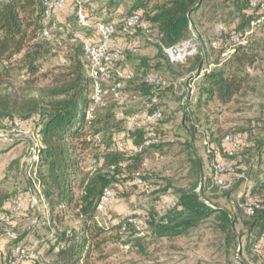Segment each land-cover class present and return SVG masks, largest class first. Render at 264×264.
Segmentation results:
<instances>
[{
  "label": "trees",
  "instance_id": "1",
  "mask_svg": "<svg viewBox=\"0 0 264 264\" xmlns=\"http://www.w3.org/2000/svg\"><path fill=\"white\" fill-rule=\"evenodd\" d=\"M207 1L133 0L118 26L114 25L116 34L121 35L126 17L137 14L148 24L150 30L155 31L158 54H162L164 49L175 47L191 37L193 19L199 20L205 16L201 8ZM43 2L44 0H0V129L5 119L22 120L24 128L29 129L36 140L38 155L44 168L38 183L47 208L45 218L41 221L45 233L36 238L46 244L44 255H53L52 264H94L95 261L104 260L117 252L118 247L131 243L137 250L139 248V253L144 252L147 238L158 240L184 236L210 218L225 235L227 246L237 245L233 217L228 211L206 199L207 192L217 188L212 185L209 176L205 177L204 163L190 143H186L185 148L191 164L188 175L194 178V183L190 189L176 191L177 197L172 199L174 207L165 217L156 219L150 212L142 214L141 218L137 215L143 222L142 235H136L133 227L126 223L127 217L115 224H107L106 227L93 221L96 205L103 191L114 184H118L119 188H135L145 196L142 189L126 185L125 182L143 169L150 150L160 148V138L153 131L135 130L131 135L136 145H142L153 136L159 142L144 147L138 155L105 150L101 167L94 172L83 167L85 159L98 157L100 145H96L91 137L100 134L104 148H110L113 138L122 128L124 130V119L113 112L117 107L115 103L104 107L100 111L102 113L98 112L90 126L85 124L84 107L91 88L88 64L83 54L86 42L76 43V39L72 38L74 41L70 42L71 45L64 48L63 64L44 70L48 58L56 53L48 44L50 33L47 37H38L43 30L52 27L63 26L66 29V22L60 21L57 15L68 8L75 12V5L67 0L62 10L46 16ZM242 2L239 10L241 22L237 30L241 31V35L245 29L246 32L249 31L247 43L238 47L227 60L221 64L216 63L214 69L202 75L201 86L196 92V108H202L212 100L227 105L235 96L245 91L252 81L245 69L258 63L257 53L264 52V40H249L253 34L250 31L251 23L255 18L244 12L253 10L250 8V0ZM209 21L215 23L217 19L210 17ZM220 36V39H225L236 35L229 34L224 28V33ZM61 40H56L58 46L64 44ZM207 57L208 54L201 51L188 57L185 63L190 65V69L187 71L200 73ZM142 63H146V60L143 59ZM147 74L149 73L145 75ZM136 84V89L142 93L140 95H151L152 88L143 79L136 83L133 74L124 90L135 94L134 91H127V87ZM250 90L254 92V88ZM189 105L190 100H187L186 106ZM135 106L137 105L125 109L124 116L130 115L129 110ZM186 114L189 113L185 111V117ZM260 128V134L255 138L250 139L249 136V144L245 148L241 137L235 135L240 145L232 156L221 153L222 140L226 135L217 138L214 140L217 153L211 145L213 153L207 157L212 162L223 163L221 156L234 160L236 165L231 166L238 177L235 184L238 181H251L248 192L255 198L252 201L260 208L254 209L249 221L245 223L249 235L246 251L256 253L264 259V241L259 243L264 235V124ZM109 130H115L116 133L108 137L106 133ZM92 150L96 153L93 154ZM143 178L147 185L157 188L154 193L158 192V187L149 183L145 175ZM118 190L115 191V201ZM8 198L5 194L0 196V207ZM20 240L16 238L12 244ZM108 244L116 247L106 252ZM0 256L9 264L11 254L2 251Z\"/></svg>",
  "mask_w": 264,
  "mask_h": 264
},
{
  "label": "rangeland",
  "instance_id": "2",
  "mask_svg": "<svg viewBox=\"0 0 264 264\" xmlns=\"http://www.w3.org/2000/svg\"><path fill=\"white\" fill-rule=\"evenodd\" d=\"M132 2L133 0H89L86 3L89 20L91 23H113L117 27ZM242 5V0H208L201 8L205 16L199 20L193 19L194 29L189 39L192 38L196 44V54L199 51L208 54L200 73L188 72L190 65L185 62L171 63L167 57L168 62L165 52L158 54L156 33L153 29L145 35L137 33L130 40L124 39L120 34L115 35V42L124 44L127 49L131 46L138 49L134 54L127 52L125 61V66L134 75L136 83L142 80L146 73H154L166 81L168 86L156 92V106L162 110L163 118L153 133L160 138L161 146L148 152L143 169L147 181L158 187V192L143 196L135 188L121 186L115 204L107 208L102 217L107 224H115L132 214L140 217L148 212L159 219V212L166 199L177 197L178 189L191 188L194 178L188 175L191 164L185 148L186 143H190L197 151L204 163L205 177H208L212 160L205 155L202 146L204 140H209L217 153V145L214 142L217 138L235 133L234 135L241 137L245 148L249 144V136L253 139L260 134V127L264 124V52L257 53V64L245 69L252 78L247 89L235 96L229 104L223 105L212 100L202 108L194 107L202 75L214 69L216 63L221 64L235 53L230 54L232 49L222 45L218 49L211 46L212 41L221 38L219 26L225 28L229 34L235 33L236 37L249 34L246 29L242 35L241 31L237 30L241 22L239 10ZM244 12L255 18L250 28L253 34L249 40H264V10L248 9ZM57 16L60 21L66 22L67 26L66 29L63 26L49 28L48 44L56 54L50 56L44 64L46 71L63 64L64 48L69 47L74 39L76 43L98 41L92 30L83 31L77 25L75 12L70 11V8L59 12ZM210 17L217 19V22H210ZM59 39L64 43L62 46L56 44ZM143 59L146 63H142ZM137 86L129 85L127 91L142 94L136 89ZM250 88H254V92ZM187 100H190L189 106H186ZM111 105L115 103L107 99V106ZM119 108L117 104L113 110L118 117ZM129 111L131 114L138 113L143 111V108L137 105ZM185 111L189 113L186 114L187 117ZM122 132L123 128L119 134ZM114 133L116 131L111 130L106 135L110 137V134ZM3 134L6 139H0V196L5 194L9 198L0 207V212L7 213L10 210L12 195L21 193L23 199L21 214L13 219L11 224H0V251L11 254L10 250L20 245L40 255L39 262L27 264H52L53 255H44L46 244L36 238L37 235L45 233L41 221L47 213L38 183L44 168L36 149V140L29 129L20 132L4 131ZM92 152L96 153L94 150ZM220 159L226 165L236 163L223 156ZM88 160H84L83 167L87 166ZM250 185V180L238 181L226 190L217 189L206 194V199L211 204L225 209L235 220L237 245L227 246L225 235L210 218L184 236L158 240L147 238L144 242V252L139 253V248L137 250L131 243L118 247L117 252L104 260L95 261L94 264H264V259L256 253L246 251L249 235L245 223L249 221L250 216L245 213V200L255 199L249 195ZM16 238L21 240L17 245L12 244ZM115 247L108 244L105 251L110 252ZM0 259V264H7L1 256Z\"/></svg>",
  "mask_w": 264,
  "mask_h": 264
},
{
  "label": "built area",
  "instance_id": "3",
  "mask_svg": "<svg viewBox=\"0 0 264 264\" xmlns=\"http://www.w3.org/2000/svg\"><path fill=\"white\" fill-rule=\"evenodd\" d=\"M75 5V19L77 25L81 29L92 30L98 37L97 43H85L83 45L84 58L88 64V76L90 79V94L87 98L84 107V120L86 126H90L95 116L104 107L107 106V99L119 105V117L124 119V130L122 134L115 136L112 140V146L108 149L104 148L101 143L102 137L100 134H95L91 139L100 145L97 158H89L86 170L94 172L104 163L105 150L108 152L119 151L124 154L138 155L142 152L144 147L156 145L159 139L153 136L147 139L142 145H136L132 133L135 130L153 131L158 123L163 118L162 110L156 106V92L164 89L168 84L157 74L149 73L144 76L143 82L152 88L151 95L143 96L140 94H131L124 90L125 84L131 80V73L125 66L127 52L136 53L137 47L131 46L126 48L124 44L114 41L116 35L115 27L112 23H104L96 21L91 23L89 20L86 3L89 0H70ZM67 0H44L43 7L46 16L62 10ZM264 0H250V8L257 10H264ZM259 22V20L257 21ZM253 26V23H251ZM219 36L224 33V28L219 26ZM252 31V30H251ZM137 33L148 34L150 28L142 18L133 14L124 19L121 36L124 39H132ZM247 34L243 36L227 37L225 39L214 40L211 46L214 49L228 47L232 49L229 53L235 52L236 48L244 46L247 43ZM49 30H43L39 39L47 37ZM249 35V34H248ZM166 56L171 63H184L188 57L196 54V44L193 39H188L175 47L164 49ZM141 103V104H140ZM133 105H141L143 111L124 116V110ZM0 139H6L4 131L20 132L24 131V122L22 120L5 119L1 123ZM28 130V129H27ZM90 139V136L87 137ZM240 141L237 136L231 134L227 135L222 140V155L232 156L239 148ZM202 146L206 156H212L213 148L208 140L202 142ZM37 149V144H36ZM145 163L143 164V169ZM143 169L134 173L129 180L125 182L126 185H134L140 189L145 196L152 195L157 188L147 185L143 176ZM211 183L219 190H226L233 186L238 177L231 165L213 161L211 165V173L209 175ZM119 189L118 184H114L110 188H106L100 197L95 210L93 221L99 226H107V223L102 220V217L107 208L114 205L115 191ZM22 195L18 193L10 201V210L7 213H0V224H11L13 219L17 218L22 212ZM174 202L172 199H166L159 212V217H165L169 210L173 209ZM260 206L250 200L245 203V213L251 216L254 209ZM126 223L131 225L136 235L143 234V222L137 216H128ZM264 241V235L261 236L259 243ZM1 250V247H0ZM11 260L9 264H20L21 262L37 263L40 260L38 252L29 250L23 246L17 245L11 250Z\"/></svg>",
  "mask_w": 264,
  "mask_h": 264
},
{
  "label": "crops",
  "instance_id": "4",
  "mask_svg": "<svg viewBox=\"0 0 264 264\" xmlns=\"http://www.w3.org/2000/svg\"><path fill=\"white\" fill-rule=\"evenodd\" d=\"M1 260V259H0ZM22 264H27V262H21Z\"/></svg>",
  "mask_w": 264,
  "mask_h": 264
}]
</instances>
